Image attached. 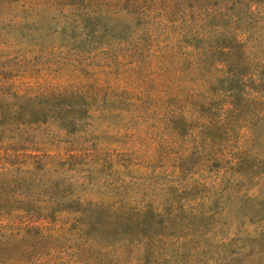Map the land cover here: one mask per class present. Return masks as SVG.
Returning <instances> with one entry per match:
<instances>
[{
	"label": "rangeland",
	"instance_id": "374dc122",
	"mask_svg": "<svg viewBox=\"0 0 264 264\" xmlns=\"http://www.w3.org/2000/svg\"><path fill=\"white\" fill-rule=\"evenodd\" d=\"M65 3L0 0V90L97 94L43 115L38 140L77 157L62 190L103 217L83 232L26 235V264H264V98L243 93L227 111L225 91L193 84L187 49L158 52L173 30H143L101 1Z\"/></svg>",
	"mask_w": 264,
	"mask_h": 264
},
{
	"label": "trees",
	"instance_id": "16d2710c",
	"mask_svg": "<svg viewBox=\"0 0 264 264\" xmlns=\"http://www.w3.org/2000/svg\"><path fill=\"white\" fill-rule=\"evenodd\" d=\"M63 1L68 6L76 0L34 3ZM89 1H101V6L131 16L143 30L157 29L161 36L173 30L171 39L155 45L158 52L163 53L170 45L187 49L186 55L193 58V84L225 91L227 111L242 105L243 93L246 98H264V0ZM94 18L82 16L77 25H88ZM156 58L160 59L158 55ZM156 67L155 103L165 105L170 96L163 78L167 70L162 61ZM212 71L213 79L208 78ZM95 96L93 92L89 96L84 88L72 87L44 92L29 89L23 94L6 87L0 90V147L4 150L0 155V264H26V251L17 250L26 235H59L77 228L83 232L80 228L91 219L94 223L101 221L103 216L93 214L95 208L101 210L99 203L81 202L62 190L66 185L64 172L77 157L70 154L63 160L60 155H51L50 148L38 140L47 122L43 115L60 110V106L70 114L81 105L86 107ZM197 107L204 109L205 102L199 100ZM109 224L105 220L103 230Z\"/></svg>",
	"mask_w": 264,
	"mask_h": 264
}]
</instances>
